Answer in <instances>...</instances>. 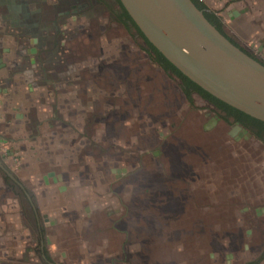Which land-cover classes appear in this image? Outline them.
<instances>
[{
  "label": "rangeland",
  "instance_id": "rangeland-1",
  "mask_svg": "<svg viewBox=\"0 0 264 264\" xmlns=\"http://www.w3.org/2000/svg\"><path fill=\"white\" fill-rule=\"evenodd\" d=\"M218 2L207 3H234ZM10 8L17 67L29 69L35 90L21 116L13 112L19 120L0 125V161L34 206L0 167V264L259 260L264 141L236 139L211 103L188 99L99 0ZM242 8L236 24L216 11L226 33L264 61V1Z\"/></svg>",
  "mask_w": 264,
  "mask_h": 264
},
{
  "label": "water",
  "instance_id": "water-1",
  "mask_svg": "<svg viewBox=\"0 0 264 264\" xmlns=\"http://www.w3.org/2000/svg\"><path fill=\"white\" fill-rule=\"evenodd\" d=\"M121 2L148 39L184 74L264 121V64L217 29L192 0ZM0 167L22 186L1 161Z\"/></svg>",
  "mask_w": 264,
  "mask_h": 264
},
{
  "label": "crops",
  "instance_id": "crops-1",
  "mask_svg": "<svg viewBox=\"0 0 264 264\" xmlns=\"http://www.w3.org/2000/svg\"><path fill=\"white\" fill-rule=\"evenodd\" d=\"M206 3L209 1L204 0ZM217 1L218 0H210ZM234 1L233 4H230L228 7L223 5H215L216 10H222L224 14L227 15L228 18L233 19L232 22L236 24V20L245 12L246 8H242V3L245 0H231ZM256 1V3H262L264 0H252ZM231 2V3H232ZM14 0H0V8H4L2 12L0 10V125L4 123H8L10 121H18L19 119H14V113L17 111H23V106L27 101L30 91H34V87L30 86V82L25 78V74L28 73V68L24 71L22 67H19L18 70V52L15 53V50L12 48L13 35L15 32V18L16 15H11V12L7 13V8L11 11L10 5L13 6ZM219 3V2H218ZM216 4V3H215ZM209 6V4L207 3ZM211 7V6H209ZM244 7V6H243ZM212 8V7H211ZM213 9V8H212ZM8 10V11H9ZM20 19L21 16H18ZM17 18V19H18ZM23 22V20H21ZM26 23V27L21 29V33L23 35L28 34V26L27 22H23L21 25ZM37 25V23H36ZM33 25L32 26H36ZM38 26V25H37ZM16 48V46H15ZM33 47H26L27 50H31ZM18 56V57H17ZM22 60V58H20ZM20 64V63H19ZM22 65V64H21ZM24 104V105H23ZM14 112V113H13ZM10 114V115H9ZM9 115V116H8ZM17 117L21 116L19 113L16 115ZM41 246V244H40Z\"/></svg>",
  "mask_w": 264,
  "mask_h": 264
},
{
  "label": "trees",
  "instance_id": "trees-1",
  "mask_svg": "<svg viewBox=\"0 0 264 264\" xmlns=\"http://www.w3.org/2000/svg\"><path fill=\"white\" fill-rule=\"evenodd\" d=\"M192 1L196 4L198 8L204 11V15L206 16V18L213 25H215L217 29H219L224 35H226L233 43H235L240 48H242L244 51H246L242 46H240L237 42H235L226 33L225 28H224L223 17L222 15L219 14L218 11L209 7L204 0H192ZM117 2L119 3V6H120L119 11L113 10L109 4L107 5L108 9H110L113 12L114 19L122 23L128 30H135V33L144 40L145 45H146L145 50L148 52L150 58L155 63H157L159 66H161L165 71L169 72L170 74L174 75L180 80L182 91L184 92V94L186 95L188 99H191L192 94L194 92H197L203 98L214 103L221 110L226 111L228 115L229 114L233 115L236 117V119L240 121L249 122L253 125H256L260 129V131L258 132V135L262 137V134L264 131V121L263 120L255 118L245 113L244 111L228 104L227 102L216 97L209 91L205 90L203 87H201L196 82H194L191 78H189L186 74H184L148 39V37L144 34V32L141 30V28L137 25V23L134 21L132 16L129 14L128 10L123 5L121 0H117ZM247 53L250 54L249 52ZM250 55L256 58L253 54H250Z\"/></svg>",
  "mask_w": 264,
  "mask_h": 264
},
{
  "label": "flooded vegetation",
  "instance_id": "flooded-vegetation-1",
  "mask_svg": "<svg viewBox=\"0 0 264 264\" xmlns=\"http://www.w3.org/2000/svg\"><path fill=\"white\" fill-rule=\"evenodd\" d=\"M115 4L118 5V9H116V11H119L120 10V6H119V3L117 2V0H112ZM100 3L104 4V6L108 9V1L107 0H99ZM110 5V4H109ZM111 6V5H110ZM114 15V14H113ZM119 22V21H117ZM120 23V22H119ZM122 24V23H121ZM123 25V24H122ZM125 27V26H124ZM233 39V38H232ZM234 40V39H233ZM235 41V40H234ZM236 42V41H235ZM240 45V44H239ZM241 46V45H240ZM245 49V48H244ZM247 52H249L247 49H245ZM250 54H252L251 52H249ZM256 57V56H255ZM257 58V57H256ZM258 60H260L263 64H264V61L257 58ZM194 93H197V92H194ZM198 94V93H197ZM200 95V94H198ZM201 96V95H200ZM205 99V98H204ZM207 100V99H205ZM209 103H211L215 110H216V116L215 118H217L218 120L222 119L223 121H225L229 126H230V133L231 135H233L236 139L238 140H242V139H245V140H249V139H252V138H255L259 141H264V131H263V134H262V137H260L258 135V132L260 131V129L256 126V125H253L249 122H243V121H240L238 119H236L235 116L233 115H228L226 113V111H223L221 110L220 108H218L214 103L210 102L209 100H207ZM214 120V119H213ZM214 122V121H213ZM10 177V176H9ZM11 178V177H10ZM12 179V178H11ZM14 181V179H12ZM16 182V181H15ZM17 183V182H16ZM18 187H20L22 189V191L24 192V194L27 196V198L30 200V202L32 203V199H31V196L30 194L28 193V191L25 189V187L22 185H19L17 183ZM32 206H34V204L32 203L31 204ZM257 215L259 217H262L264 216V208H261L258 210L257 212ZM37 221H38V226H39V233H40V237H41V246H40V250L42 252V256L44 259H46L47 261H50L48 259V257L46 256L45 254V249H44V242H43V233H42V228L40 227V219L37 218ZM259 223V221H257ZM251 231L248 230V234H250ZM232 255H229V258H231ZM259 260L257 261H248L246 264H258V263H261L264 259V250H262L260 252V255L258 256ZM229 264H230V260H229Z\"/></svg>",
  "mask_w": 264,
  "mask_h": 264
}]
</instances>
